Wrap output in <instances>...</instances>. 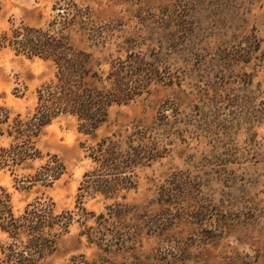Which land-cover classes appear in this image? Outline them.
<instances>
[{"label": "rangeland", "instance_id": "374dc122", "mask_svg": "<svg viewBox=\"0 0 264 264\" xmlns=\"http://www.w3.org/2000/svg\"><path fill=\"white\" fill-rule=\"evenodd\" d=\"M71 2L85 30L62 28ZM53 22L74 46L109 61L139 57L155 73L93 131L58 117L37 139L41 158L14 174L0 168L16 214L45 200L66 218L43 264L78 254L102 264H264V0H0V34ZM53 74L50 61L0 47V107L24 115ZM107 137L132 156L144 151L113 194L95 185L112 177L90 152ZM52 154L62 175L31 183Z\"/></svg>", "mask_w": 264, "mask_h": 264}, {"label": "trees", "instance_id": "16d2710c", "mask_svg": "<svg viewBox=\"0 0 264 264\" xmlns=\"http://www.w3.org/2000/svg\"><path fill=\"white\" fill-rule=\"evenodd\" d=\"M67 7L69 14L61 20L62 28L75 23L84 29L87 16L81 15L73 2ZM54 24L48 28L20 25L10 33L0 34V47L8 46L27 57H40L54 67L53 77L36 89L35 104L24 115L0 107V137L9 139L6 146H0V168L12 174L19 168H27L30 160L41 158L36 142L42 129L54 119L71 116L83 131L91 132L106 120L111 106L132 101L155 73L154 67L139 57L100 59L88 49L74 46L68 34L62 28H54ZM103 65L107 68H102ZM90 152L102 171L112 177L96 181L104 194H113L115 186L125 182L122 174L144 154L142 151L132 156L110 137L97 142ZM64 169L58 156L48 155L29 175V181L50 186ZM66 222L64 215L55 213L52 204L45 200L28 203L16 214L10 193L0 187V232L7 238L0 243V264H43L55 250L60 233L66 230ZM68 264H102V261L78 254Z\"/></svg>", "mask_w": 264, "mask_h": 264}]
</instances>
